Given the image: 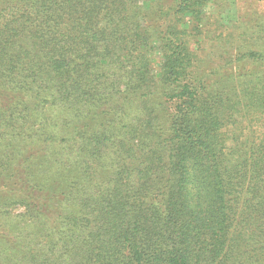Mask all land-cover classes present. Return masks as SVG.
Instances as JSON below:
<instances>
[{"label": "trees", "instance_id": "1", "mask_svg": "<svg viewBox=\"0 0 264 264\" xmlns=\"http://www.w3.org/2000/svg\"><path fill=\"white\" fill-rule=\"evenodd\" d=\"M211 1L0 0V264H264V13Z\"/></svg>", "mask_w": 264, "mask_h": 264}, {"label": "rangeland", "instance_id": "2", "mask_svg": "<svg viewBox=\"0 0 264 264\" xmlns=\"http://www.w3.org/2000/svg\"><path fill=\"white\" fill-rule=\"evenodd\" d=\"M228 2L225 11L221 9L219 3L223 5V1L212 0L208 4V13L211 16H216V14H221L224 18V22H229L230 25L235 22L237 15L242 13H264V0H226ZM251 7V9H250ZM222 24V23H220ZM225 25V23H224ZM229 25V26H230ZM201 40V39H200ZM208 43V41H205ZM204 52L208 54L209 45L204 47ZM206 56V55H205Z\"/></svg>", "mask_w": 264, "mask_h": 264}]
</instances>
